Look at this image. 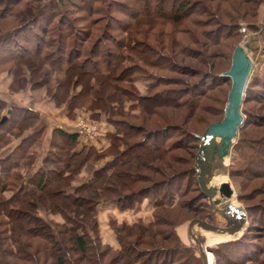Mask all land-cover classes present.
Instances as JSON below:
<instances>
[{
    "label": "trees",
    "instance_id": "16d2710c",
    "mask_svg": "<svg viewBox=\"0 0 264 264\" xmlns=\"http://www.w3.org/2000/svg\"><path fill=\"white\" fill-rule=\"evenodd\" d=\"M141 1L144 10H134ZM225 1L229 2L208 0L214 3L211 8L205 0H0V72L10 73L9 88L46 87L56 104H67L69 114L74 108L89 110L93 115L103 111L115 125L108 134L109 143L101 150L88 143L78 144V131L55 126L41 164L30 172L28 167L45 126L25 132L39 121L40 113L31 106L0 98V119L5 115L0 121V148L11 136L21 137L9 152L0 155V264H204L199 250L183 244L175 229L185 219L170 229L172 246L156 245L160 239L154 226L162 220L157 213L148 222L111 221L120 245V249H112L98 235L97 205L112 200L121 208L131 207L150 193L156 206L168 207L175 197L186 193L190 180L196 177L195 152L190 154L186 169L167 175L165 167L146 165L147 171L157 170L164 176L151 177L150 184L141 189H130L139 174L129 171L124 175L121 168L145 152L165 153L185 137L196 150L200 141L197 134L222 117L228 87L222 89L217 105L213 104L217 111L205 102L212 95L208 90L221 88L226 82L230 86V78L220 72L230 65L241 34L240 20L247 21L248 28H256L243 13L222 9ZM261 1L251 0L244 14L254 18ZM165 2L170 3L166 10L173 13L163 10ZM190 5L198 10L188 11ZM192 12L196 13L194 19ZM165 19L171 22L169 28L159 25ZM185 19L193 24L186 30L179 27ZM150 40L156 42L155 48ZM143 49L161 60L154 68L178 71L179 75H159L147 66L154 57L147 61L140 55ZM222 51L226 57L219 60ZM138 76L148 79L145 93L134 85ZM167 82L178 85L163 87ZM158 98L174 105L164 114L167 120L162 116V123L150 128L130 123L133 117L152 120L151 114L157 111L151 107ZM126 100H130L128 110H122ZM250 100L264 104L263 75L253 76L244 90L243 119L233 144L236 157L228 166L235 180L237 176L250 179L264 172V132L259 129L264 127V115L247 106ZM116 106L115 113L123 119L114 115ZM203 113L214 117H203ZM172 134L177 136L170 141ZM138 135L142 137L132 140L131 136ZM149 138H154V144L150 145ZM100 159L103 161L97 165ZM173 166L166 164L170 171ZM83 167L90 176L73 183ZM185 177L188 180L182 188ZM174 179L175 186L170 188ZM242 180L237 181L242 185ZM195 190L191 198L180 199L177 204L202 210L209 206L197 183ZM238 197L243 199L241 192ZM196 200H200L199 205H195ZM244 208L249 221L241 235L210 247L215 264H264V205L245 203ZM39 209L59 213L63 220H46ZM252 218L263 224L251 222ZM110 251L113 254L103 261Z\"/></svg>",
    "mask_w": 264,
    "mask_h": 264
},
{
    "label": "rangeland",
    "instance_id": "374dc122",
    "mask_svg": "<svg viewBox=\"0 0 264 264\" xmlns=\"http://www.w3.org/2000/svg\"><path fill=\"white\" fill-rule=\"evenodd\" d=\"M207 3L210 4L211 8H214V3H210L208 2V0H205ZM233 1V3L231 2ZM229 0V2L225 1L223 4L222 9L224 10H228L231 13L234 12H238L237 14H241L243 13V15H246L245 18L250 19V21H252L255 25L256 28H248V22L241 19L240 20V26H239V31L241 32L239 39L237 40V42H239L242 38V36L248 31V30H252L255 31L258 29V23L260 21H262L264 19V0H262L258 7L256 8V15L253 18L250 14H244V9L248 11V7H250L249 5L251 4V0ZM235 1V2H234ZM145 3L144 2H140L139 6H135L134 10H144L145 8ZM155 4V3H154ZM154 4H148L149 7H154ZM193 4V3H192ZM235 4V5H234ZM146 4V6H148ZM169 5L170 3H164L163 4V10L165 9L166 12H170L166 9H169ZM194 5H190V7L188 8V11L190 10H198L197 7H193ZM155 8V7H154ZM162 8V7H160ZM240 10V11H239ZM183 11V10H181ZM187 11V12H188ZM250 12V11H249ZM119 13V12H117ZM170 13H173L170 12ZM235 13V15H237ZM196 17V13L192 12V18ZM252 17V18H251ZM194 19V18H193ZM113 25H115L114 22H112ZM159 25L165 28H169L171 25V22L169 19H165L163 20L161 23H159ZM181 28H183L184 30H186L185 27L187 26H193V24H191L189 19H185L183 24H179ZM241 27H244L245 29L242 30ZM248 29H247V28ZM236 42V43H237ZM149 43H151L152 48L156 47V42H154L153 40H150ZM31 44H33V42H31ZM188 45V44H187ZM189 46H193L196 47L194 44H190ZM103 47V46H102ZM101 47V48H102ZM112 48H114V46H112ZM222 48H224V46H222ZM103 50V48H102ZM140 55H142L145 60H149L151 61V58L154 57V59L152 60V64H147V66L149 65V67H151L154 71H157V73H159V75H179V72L177 71H167L166 69L162 68H154V64L158 62H160V64L162 63L161 60H158L157 57H155L151 51H148V49H143L140 51ZM152 55V56H151ZM219 56H221L219 58V60H223L222 58H225V52L222 51V53L218 54ZM177 61L179 62L180 59L177 57ZM196 64L200 65V63L195 59ZM156 62V63H155ZM164 64V63H163ZM194 65V64H193ZM182 75V74H181ZM256 75H263L264 76V49L261 50L259 52V55L257 58L252 59V69H251V73L250 76L248 78L247 83L250 81V79L253 76ZM11 80V75L8 71L4 70L0 72V86H2L3 84L8 88V90L13 91L9 88V82ZM134 85L136 86L137 90L140 93H145L147 90V85H148V79L138 76L137 78H135L133 80ZM231 83V81H230ZM170 85H178V84H173V82L171 83H166L165 86H170ZM247 85V84H246ZM228 87L229 90V83L226 82L222 85V87L220 88H215V89H209L208 92L212 93L211 98L208 97L206 98L205 102L208 105H217V102L219 100V96L222 95L223 90L222 89H226ZM18 90H23V94H27L28 97H30L31 102L37 105L38 107V112L40 113L39 109L42 112V118L43 120L48 124V127H51L54 124L60 123V125H62L65 128H71L74 129L75 131L79 132V143L83 142V143H88L93 145L96 149H104L107 144L109 143V133L111 131H113L115 129V125L107 120V116L106 113L101 111L98 114L97 113H93L89 110L86 109H81V108H74L70 111L71 114L68 113V109H67V104L64 103H60V104H56L52 98L50 97L48 90L46 87H37V88H31L30 86H26L23 88H20ZM16 90V91H18ZM228 93V91H227ZM256 94V93H254ZM159 98L154 101L153 105L151 108H154V112L152 113V120L146 121V119H142V118H131V122L130 123H135V124H143L146 127L150 128L154 127L156 125H159L162 123V118L164 117V114L167 113V111H169L174 105L170 104L168 101V103L164 102L163 99H161V101H158ZM227 100V97H226ZM226 103V101H225ZM130 104V100H126L123 104L121 109L122 110H128V106ZM212 106L211 109L214 111L216 110L215 106ZM247 106L249 108H251L252 111L254 112H258L261 113L262 115H264V104L256 101V100H250L249 102H247ZM225 107V104H224ZM117 106L116 108H113V112L115 113V111H117ZM242 109V108H241ZM133 111L137 112L138 108H133ZM152 110V109H151ZM172 110V109H171ZM162 111H163V115H162ZM242 112V111H241ZM117 113V112H116ZM114 114L116 117L123 119V116H121L120 114ZM223 113H224V108H223ZM203 117H209V118H213L214 114H208V113H203ZM163 116V117H162ZM223 116V115H222ZM200 117V120H202ZM190 118V116H189ZM164 119L167 120V117L165 116ZM215 121V120H214ZM263 121V120H262ZM264 122V121H263ZM71 123V124H69ZM82 125H84V127H82ZM62 127V128H63ZM199 127V124L196 126V128ZM46 128L44 129L42 135H41V141L39 143V145L36 147V156L34 158V161L29 165L28 169L31 170L34 168V163L36 158L38 159V155H44L46 154L47 150L49 149V143H50V138H49V142L47 141V139H45V135H46ZM54 128V127H53ZM52 128V129H53ZM63 128V129H65ZM51 129V132H52ZM199 129V128H198ZM264 132V127L263 128H259ZM204 130V129H203ZM202 132V131H201ZM51 136V133H50ZM177 135L176 134H172L169 137V140L171 141V139H176ZM140 137H142V135H138V136H131L132 140H137L140 139ZM18 138V136H11L10 141L6 144H10L11 141L14 142L16 139ZM45 139V140H44ZM154 138H149V141ZM200 139V138H199ZM237 140V135L234 138V141L232 142L230 148H229V152L227 154V161L226 164H224V171H225V175L227 178V181L230 183V186L232 188V193L234 194V198L236 200V204L238 206L241 207H245V203H250V204H262L264 205V172L261 173V176H254L250 179H243V177L237 176L236 179L237 180H242L243 184L241 185V183L237 180H235L234 178H232V176H230L229 171H228V166L231 163V161L234 159V148H233V144L236 142ZM200 141L198 142L199 145ZM5 144V145H6ZM154 144L153 141L150 145ZM4 145V146H5ZM8 145L7 146H3L2 148H0V153H4L5 151L8 150ZM198 146L195 150V148L192 145L191 140H189L188 138H182V142L181 143H177L174 148H170L169 151L167 152H162V153H158V152H153L151 151L150 154L148 152H145L144 154L139 155L138 157H135L134 159H130L127 164H125L121 170H123V174L127 175L129 171L131 172H135L136 174H139L138 176V180L134 181V183L132 182L130 189L131 190H136L137 188H143L144 186L150 184V179L151 177H153V179H157L160 177H163L164 174L160 173L159 171H155V170H150L147 171L145 169V166L150 164V167H154L156 169L162 167H165L166 170H164L166 172V175L169 174L172 171H176V170H182V169H186L188 167V163L191 160V153L192 152H197ZM1 155V154H0ZM158 155V157H157ZM236 155V154H235ZM42 157V158H43ZM107 158V157H106ZM176 158V159H175ZM103 160H97L96 163L97 165L99 163H101ZM168 163H173L174 166L170 171V169L168 170V168L166 167V164ZM194 166H195V155H194ZM263 168V167H261ZM145 170V171H144ZM195 170H196V166H195ZM23 171V170H22ZM149 173L151 176H144L145 173ZM143 173V175H142ZM146 175V174H145ZM90 176V173L88 171V169L86 167H83L82 170L80 171V173L77 174V176H75V178L73 179V183H78L79 181H82L84 179H86L87 177ZM240 177V178H239ZM208 179V183L210 185H216L219 186L220 183L224 182L223 180L221 181L220 178H218L216 175H212L210 173V175L207 177ZM177 179H174L172 181V183L170 184V188H174L175 183H176ZM188 180V177H185L182 181H181V185L182 188L184 186V184L186 183V181ZM195 183L198 184V178H197V171H196V177L191 179L188 187H187V191L185 194H182V196H177L175 197L171 203L170 206H156L155 204V199L153 197H151L150 193H146L144 194V196L139 199L138 201H136L133 206L131 207H126V208H121L119 207L115 201L112 200H105L102 201L101 203H99L97 205V221H98V225H97V229H98V235L101 239V241L105 244H108L111 246L112 249H120V245L119 242L117 241L116 237H115V232L113 231L110 222L114 221L117 224L119 223H126V224H133L136 220L141 219L143 220V222H148V221H152L154 220L155 217V213L159 214V216L162 218V220L156 224L154 226V229L159 231L158 236H156L157 238L160 239V241H156V245L159 247H169L173 245V241L171 239V236H169L170 234V229L172 227V225L174 223H176L177 221L180 220H184L182 223L178 224L175 226V229L177 231V233L179 234L181 241L183 244L185 245H194L197 249V244L198 242H200L202 245L207 246V248L210 249V247L214 246L217 242L219 241H223V240H228V239H233L236 238L238 236L241 235L242 231L244 230V228H241L240 230V234L236 235V236H220V235H214L213 233L207 231V229L203 228L197 221L193 220L194 222H192V224H190V221L192 219H203L206 220L210 223L213 224H218V225H225L226 223V219L225 217L222 215L220 209H222L224 206H226V204L228 202L225 201H229L230 197H222V195L220 194L219 191H217V193L213 196V194L211 195L212 197V203H210L209 201V197L206 195V201L208 202L207 207L203 206V210L202 208H199V206H193L192 209L189 207H185V206H179L177 204V201H179L180 199L182 200H186L191 198L196 190H195ZM200 187V186H199ZM201 189V188H200ZM241 192L242 193V197L243 199L238 197V193ZM6 194H8L9 192H5ZM174 202L176 203L175 206H173ZM222 202V203H221ZM195 205H199L200 204V200H196ZM233 204V203H232ZM165 213L164 215H162L161 213ZM203 212V213H202ZM38 213L40 216H42L44 219L49 220V221H62V216L59 213H51L49 211H46L45 209H39ZM202 215H206V217H202L200 216ZM264 216V214H263ZM249 219L246 216V221L244 226L246 225V223H248ZM251 222L256 223L259 222L258 220H254L253 218L250 219ZM158 222V221H157ZM263 222H259V225H262ZM90 233L93 235V233L90 231ZM211 237H219V241L213 242L212 244H209L210 238ZM208 244V245H207ZM210 252L212 254V258H213V262L215 264V259H214V255L210 249ZM112 251L108 252V254L103 258V261H107L109 259V257L112 255ZM76 264H80V263H76Z\"/></svg>",
    "mask_w": 264,
    "mask_h": 264
},
{
    "label": "water",
    "instance_id": "95a60500",
    "mask_svg": "<svg viewBox=\"0 0 264 264\" xmlns=\"http://www.w3.org/2000/svg\"><path fill=\"white\" fill-rule=\"evenodd\" d=\"M263 49L264 19L258 23L257 30H248L241 40L235 44L229 67L220 72L221 75L228 76L231 80L223 116L210 122L202 132L197 134L200 138L195 154L197 178L201 190L209 197L211 204H213L211 195L217 191L224 197H229L233 192L228 181L220 183L219 186L208 185L207 177L210 175L212 168L213 154L216 153L219 157L227 155L237 135L238 127L243 119L241 103L251 73L252 59L257 58L259 52ZM4 118L5 115L2 116L0 121ZM220 211L226 219L225 225L213 224L197 218L192 219L190 224L195 220L203 228L219 233H233L245 227L246 211L244 207L228 202ZM197 247L204 264H208L206 251H210V249L200 242H198ZM212 263L214 264L213 258Z\"/></svg>",
    "mask_w": 264,
    "mask_h": 264
},
{
    "label": "crops",
    "instance_id": "0c3cea01",
    "mask_svg": "<svg viewBox=\"0 0 264 264\" xmlns=\"http://www.w3.org/2000/svg\"><path fill=\"white\" fill-rule=\"evenodd\" d=\"M0 98L4 99L5 101L12 103V104H17V105H24V106H31L33 108L38 109L37 105L34 104V102L32 103L30 100V97L27 96V94H23V90H18V91H10L8 90V88L3 84L2 86H0ZM40 111V119L39 121L35 124V126L29 128L25 133L32 131L33 129H36L38 127H40L41 125H44L46 128V135H45V139H47V141L49 142V138H50V133H51V129L55 126H60L63 127L62 125H60V123L54 124L51 127H48L47 123L43 120L42 118V112ZM71 124V123H69ZM65 128V127H63ZM66 130H74L71 128H65ZM21 137L15 138L16 140L14 142L11 141V143L8 145L6 144L5 146L8 145V150L5 151L4 153H0L1 155L9 152L20 140ZM44 139V140H45ZM4 146V147H5ZM3 147V148H4ZM43 155H38V159L36 158L35 163H34V168L30 170V172L34 171L40 164H41V160H42Z\"/></svg>",
    "mask_w": 264,
    "mask_h": 264
},
{
    "label": "bare ground",
    "instance_id": "6f19581e",
    "mask_svg": "<svg viewBox=\"0 0 264 264\" xmlns=\"http://www.w3.org/2000/svg\"><path fill=\"white\" fill-rule=\"evenodd\" d=\"M217 139H219V138H217ZM226 161H227V155L226 154L224 156H222V157H219V156H217L216 153H214L213 154V159H212V168H211V171H210V173L212 175H216L218 178L221 179V181L223 180L224 182L227 181V178H226V175H225V171H224V167H223L224 164H226ZM208 185H210V184L208 183ZM215 194H213V196ZM229 197H230V200L229 201H225V202H231V203L237 205L236 204V200L234 198V194L232 193ZM207 231L213 233L214 235L236 236V235H238L240 233L241 230L235 231L233 233H219V232H213V231H210V230H207ZM219 240H220L219 237H211L210 241H209V244H212L213 242H216V241H219ZM206 253H207L208 264H213L212 263V254H211V252L210 251H206Z\"/></svg>",
    "mask_w": 264,
    "mask_h": 264
},
{
    "label": "built area",
    "instance_id": "2783aa9c",
    "mask_svg": "<svg viewBox=\"0 0 264 264\" xmlns=\"http://www.w3.org/2000/svg\"><path fill=\"white\" fill-rule=\"evenodd\" d=\"M242 30H244L245 28L244 27H241ZM82 127H84V125H82Z\"/></svg>",
    "mask_w": 264,
    "mask_h": 264
}]
</instances>
